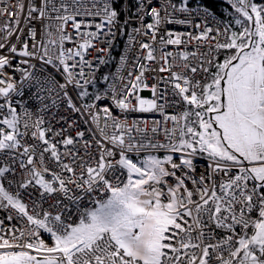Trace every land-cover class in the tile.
<instances>
[{"label": "snow or ice", "instance_id": "obj_1", "mask_svg": "<svg viewBox=\"0 0 264 264\" xmlns=\"http://www.w3.org/2000/svg\"><path fill=\"white\" fill-rule=\"evenodd\" d=\"M226 2L218 18L190 0H31V49L0 53V209L22 224L0 227V264H264V0ZM173 22L199 34L161 32ZM133 24L116 74L98 79L94 41ZM116 109L160 112L163 139L161 122Z\"/></svg>", "mask_w": 264, "mask_h": 264}, {"label": "built area", "instance_id": "obj_2", "mask_svg": "<svg viewBox=\"0 0 264 264\" xmlns=\"http://www.w3.org/2000/svg\"><path fill=\"white\" fill-rule=\"evenodd\" d=\"M38 2V0H37ZM89 6L91 3V0H87ZM166 0H159V3H165ZM23 3L25 5V10L24 13L22 15H18V9L17 6L19 4ZM29 3H31V0H0V42L5 43L6 47L4 49H0V53H4L7 54L8 48L7 46L10 44H16L17 48L19 49L22 46V42L23 41H27L29 43L30 49H31V45L33 43L32 38L30 36V32L31 29L33 27V25H35L37 27V29L39 30L40 25L37 24V22L35 20H32L31 23L28 22V17H27V8ZM98 3H102V0H98ZM153 3L156 6H159V3H157V0H153ZM172 3H175L174 0H172ZM176 4V3H175ZM9 5H11V7H9ZM177 7L179 6L178 4H176ZM169 11L171 12V9H169ZM220 15L217 14V17L219 18ZM184 14L177 12L175 14L174 17H172L173 21L175 20H179V19H184ZM19 19L20 23L19 26L17 28V26L15 25V20ZM97 19V18H96ZM95 20L92 19H88L85 20L84 23L88 24L91 23L93 25H95L97 22ZM123 21V20H122ZM203 21V16L200 17H196L193 21L194 24L196 23H202ZM100 22V20H99ZM145 23H149L151 22L150 18H145ZM11 24V26L13 28H16V31L13 32V35L11 37H6V29H5V25H9ZM132 26H139L138 24H133L131 26H129L126 30H125V36H124V44L122 46V48L118 51V54L115 56L114 52V43H116V40L114 42L115 37L121 33L119 30V26L114 29V33L115 36L113 37H104L103 35L100 36V39L98 41H94V43L96 44L95 48H90L89 49V55L86 57L87 60L89 61H93V60H97V59H105L108 62L104 63V64H96L95 66L97 67V71H96V76L97 78H101L100 76H104L105 74H116L117 72V67L119 66L120 63V56L123 55L125 53V48L126 45L128 44V35L127 32H129L131 30ZM208 27H213L214 24L211 21V19H209V23L207 25ZM95 27L93 26L91 29H82V31H95ZM166 31H173V32H184V33H188L191 32L193 35H198L200 29L194 28L192 25L189 24H185V25H181L178 23H165L161 25V32H166ZM137 41H141V37L137 36L136 37ZM107 40H112V46L111 49L109 50V46L107 43ZM39 41V36H37V42ZM119 41L117 40V43ZM196 41H192L191 44L188 45V50L189 51H196ZM139 43H136L134 45L131 46V51L128 53V66L127 68H125V70L123 71L122 75L124 76L125 79H127L128 77V72L132 71L133 69V65L135 64V58L136 55L141 51L139 46ZM67 47H71V44L66 45ZM98 49H104V52H100L98 51ZM169 51H176V47L175 46H169L168 48ZM199 50L201 52H205L207 51V45H201ZM109 52H110V56L113 58L115 57L114 60V64L112 66V69L110 71H106L105 68L107 66L108 63L111 62V59L109 60ZM21 58L19 56L16 57V60H14V64H17L19 62ZM34 63H37V68H40L41 65L36 62L33 61ZM51 70V69H49ZM85 71L88 72L89 69L85 68ZM17 78L19 77V73H16ZM148 82L151 83H155V80L152 79V76L149 75L147 77ZM134 78H133V83H134ZM118 83H123V81H119ZM100 85H103V81L100 80ZM148 91V89H145L143 91H141L139 94L141 96H144V94L146 93H151V92H146ZM110 103V102H108ZM101 107H103V105H101ZM112 107H114V105H112ZM183 110V106L179 107V108H173V107H167L165 114H169V115H179V112H181ZM115 114L120 116L122 119L127 118L129 123H131L132 121H148V126L151 127L152 121H159L161 122V133L160 136L158 138H160L161 140L163 139V134H162V122L164 119V116L160 113V112H145V113H141V112H133L130 114H127V116L121 114L119 112L118 109H116ZM73 118L77 119L78 122L82 121L83 119H85V117L80 116L79 114H73ZM81 128H84L85 125H83L81 123ZM168 126L171 127L172 124L169 121ZM94 127V126H92ZM148 136L151 137L152 133L149 132ZM159 154H164L163 150H161V152ZM207 160L206 158L203 157H197V173L203 171L206 167H207ZM189 187H192L191 183L189 182ZM7 212L3 209H0V220H3L4 223L2 225H0V227L6 228V229H11L14 226L15 227H21L22 224L20 222H18L17 220L13 219L12 221L7 220Z\"/></svg>", "mask_w": 264, "mask_h": 264}, {"label": "trees", "instance_id": "obj_3", "mask_svg": "<svg viewBox=\"0 0 264 264\" xmlns=\"http://www.w3.org/2000/svg\"><path fill=\"white\" fill-rule=\"evenodd\" d=\"M176 4H180L181 0H174ZM197 5L209 7L210 10L214 11L216 14L220 15L221 12L227 15V12L231 11V8L229 7L226 0H190V7H196ZM123 20V14L121 15V23ZM119 50H115L114 54L115 56L118 54ZM115 57L111 59V62L107 64L105 70L110 71L112 69V66L114 64Z\"/></svg>", "mask_w": 264, "mask_h": 264}, {"label": "bare ground", "instance_id": "obj_4", "mask_svg": "<svg viewBox=\"0 0 264 264\" xmlns=\"http://www.w3.org/2000/svg\"><path fill=\"white\" fill-rule=\"evenodd\" d=\"M96 22L97 23H99V18H97L96 19ZM124 36H125V33L124 34H121V33H119L116 37H115V39H114V42H115V40H116V43H114V50H120L121 48H122V46H123V42H124ZM117 40L119 41L118 43H117ZM138 46H139V44H138ZM146 92H150V90H148V91H146ZM144 96L145 97H148V98H151V96H152V93H146V94H144Z\"/></svg>", "mask_w": 264, "mask_h": 264}, {"label": "rangeland", "instance_id": "obj_5", "mask_svg": "<svg viewBox=\"0 0 264 264\" xmlns=\"http://www.w3.org/2000/svg\"><path fill=\"white\" fill-rule=\"evenodd\" d=\"M193 7H194V6H193ZM100 75H101V74H100ZM100 75H99V77H102V76H100ZM143 97H145V96H143ZM145 98H148V97H145ZM161 155H162V154H161Z\"/></svg>", "mask_w": 264, "mask_h": 264}]
</instances>
